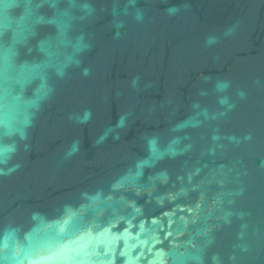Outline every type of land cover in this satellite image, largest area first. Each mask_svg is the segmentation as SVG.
I'll list each match as a JSON object with an SVG mask.
<instances>
[{"label": "clouds", "instance_id": "obj_1", "mask_svg": "<svg viewBox=\"0 0 264 264\" xmlns=\"http://www.w3.org/2000/svg\"><path fill=\"white\" fill-rule=\"evenodd\" d=\"M136 3L126 0L118 11L119 0H111L110 6L100 0H0V180L22 168L16 158L21 149L28 150L29 129L56 94L57 82L72 68H80L84 77L90 75V68L81 67L83 55L92 47L85 26L105 10L116 29L123 26V17L142 22L144 8L129 11ZM178 11L176 6L166 9L169 16ZM238 28L239 22L221 35L232 37ZM119 35L117 31L115 36ZM218 39H207L206 45ZM138 79L133 78V86ZM231 86L230 80L217 79L213 91L226 93ZM199 95L208 92L201 90ZM246 95L239 88L235 99L218 95L216 109L193 102V114L170 123L166 130L149 128L139 133L136 150L124 153L119 166L99 181L76 189L50 208L29 207L19 218L0 219V264H264V219L253 222V212L239 203L247 196L244 160L236 158L214 168L199 162L189 168L184 161L175 173L165 166L193 152L188 130L226 118ZM92 115L85 109L83 116L71 114L68 119L83 124ZM132 115L122 112L93 146L109 140L125 143ZM253 143L251 131L222 134L212 127L200 156L215 159L230 147ZM80 150L81 141L73 140L64 159ZM256 168L264 171V157ZM145 169L149 170L147 186L140 183ZM157 185L167 188L157 193ZM145 192L158 206L176 202L171 212L164 213L169 219L163 236L159 219L146 223L143 205L136 203L135 197ZM177 208L179 216H175ZM227 229L233 230L232 239L222 245L220 234Z\"/></svg>", "mask_w": 264, "mask_h": 264}, {"label": "water", "instance_id": "obj_2", "mask_svg": "<svg viewBox=\"0 0 264 264\" xmlns=\"http://www.w3.org/2000/svg\"><path fill=\"white\" fill-rule=\"evenodd\" d=\"M100 3L110 6L111 0ZM125 3L119 0L118 11ZM171 6L179 11L169 16L166 9ZM132 7L145 9L142 22L123 17V26L116 29L105 10L85 26L92 47L83 55L81 67L90 68V75L84 77L80 68H72L57 82L56 94L43 105L29 129L28 150L21 149L16 158L22 168L0 180V219L7 215L19 218L29 207L50 208L76 189L99 181L119 166L117 161L124 153L136 150L139 133L149 128L166 130L170 123L193 114V102L216 109L217 96L235 99L237 88L247 93L246 99L238 101L226 118L188 130L195 145L193 152L167 161L165 166L175 173L184 161L189 168L197 162L214 168L236 158L244 160L248 175L242 179L247 184V196L240 206L253 212V222L264 219V171L256 168L264 157V0H137L129 11ZM237 22L236 34L222 37L224 29ZM212 37L220 39L206 45ZM134 77H139L135 86ZM217 79L231 81L226 93L213 91ZM201 90L208 95L200 96ZM85 109L91 110V120L77 124L68 119L71 114L83 116ZM125 111L133 114L126 142L114 144L109 140L100 147L93 146V141ZM212 127L222 134L251 131L255 143L245 148L230 147L215 159L201 157ZM73 140L81 141V150L65 160L64 153ZM148 175L145 169L141 184L148 185ZM166 188L157 185V193ZM135 199L143 205L146 223L153 217L159 219L157 227L163 236L169 219L164 213L171 212L176 202L158 206L147 192ZM181 214L177 208L175 216ZM232 235V229L224 230L220 243H229Z\"/></svg>", "mask_w": 264, "mask_h": 264}]
</instances>
